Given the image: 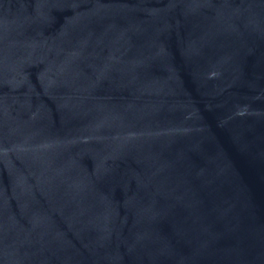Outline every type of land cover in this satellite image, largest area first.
<instances>
[{
  "label": "water",
  "instance_id": "water-1",
  "mask_svg": "<svg viewBox=\"0 0 264 264\" xmlns=\"http://www.w3.org/2000/svg\"><path fill=\"white\" fill-rule=\"evenodd\" d=\"M0 264H264V0H0Z\"/></svg>",
  "mask_w": 264,
  "mask_h": 264
}]
</instances>
